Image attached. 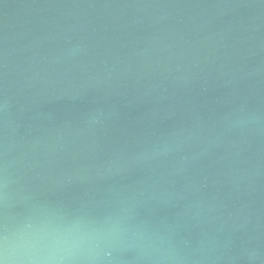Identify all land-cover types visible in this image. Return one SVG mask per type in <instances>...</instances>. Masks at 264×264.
<instances>
[{
	"label": "water",
	"instance_id": "95a60500",
	"mask_svg": "<svg viewBox=\"0 0 264 264\" xmlns=\"http://www.w3.org/2000/svg\"><path fill=\"white\" fill-rule=\"evenodd\" d=\"M0 261L264 264V0H0Z\"/></svg>",
	"mask_w": 264,
	"mask_h": 264
},
{
	"label": "clouds",
	"instance_id": "9594fccd",
	"mask_svg": "<svg viewBox=\"0 0 264 264\" xmlns=\"http://www.w3.org/2000/svg\"><path fill=\"white\" fill-rule=\"evenodd\" d=\"M0 264H5V262L4 261H0Z\"/></svg>",
	"mask_w": 264,
	"mask_h": 264
}]
</instances>
